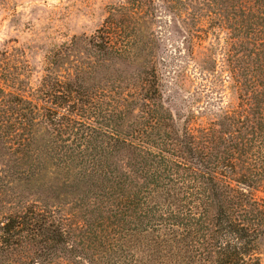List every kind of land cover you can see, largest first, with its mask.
<instances>
[{
	"label": "trees",
	"instance_id": "16d2710c",
	"mask_svg": "<svg viewBox=\"0 0 264 264\" xmlns=\"http://www.w3.org/2000/svg\"><path fill=\"white\" fill-rule=\"evenodd\" d=\"M169 1L227 35L238 102L204 125L168 106L155 0L63 43L36 86L0 47V264H264V0Z\"/></svg>",
	"mask_w": 264,
	"mask_h": 264
},
{
	"label": "rangeland",
	"instance_id": "374dc122",
	"mask_svg": "<svg viewBox=\"0 0 264 264\" xmlns=\"http://www.w3.org/2000/svg\"><path fill=\"white\" fill-rule=\"evenodd\" d=\"M155 1L162 18L155 24L143 21L142 35L155 30L162 41L167 68L162 71L159 67V70L168 106L184 120L193 117L190 123L195 126L207 124L215 117L217 108H232L238 102L232 80L229 81L228 73L220 67L225 48H229L227 35L213 34L207 19L197 24L174 18L170 15L171 9L178 15L185 10L179 3ZM129 3L130 0H0V47L23 51L33 69L32 81L36 86L48 56L74 36L95 35L112 9ZM168 4L171 8L166 9ZM193 24L198 27L195 29L200 27L206 31L198 32L188 45L185 34L194 28ZM210 58L217 60L218 67L213 61L206 62ZM74 219L81 221V215L76 212ZM261 257L264 262V240Z\"/></svg>",
	"mask_w": 264,
	"mask_h": 264
}]
</instances>
